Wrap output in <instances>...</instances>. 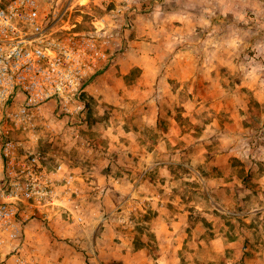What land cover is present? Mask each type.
Returning a JSON list of instances; mask_svg holds the SVG:
<instances>
[{
    "label": "crops",
    "instance_id": "1",
    "mask_svg": "<svg viewBox=\"0 0 264 264\" xmlns=\"http://www.w3.org/2000/svg\"><path fill=\"white\" fill-rule=\"evenodd\" d=\"M169 5L173 11L137 20L126 52L89 87L104 112L134 99L137 123L127 127L123 108L117 128L93 121L113 142L86 164L81 194L32 218L18 250L0 247V264H264V128L257 135L249 126L245 93L264 103V38L252 56L264 0ZM252 65L262 73L251 75ZM205 113L212 120L198 132L191 124ZM147 124L156 133L151 142L143 137ZM191 175L203 190H186ZM206 198L218 210L234 207V228L206 223L211 209L199 201ZM144 213L160 247L155 255L140 227L127 222Z\"/></svg>",
    "mask_w": 264,
    "mask_h": 264
},
{
    "label": "built area",
    "instance_id": "2",
    "mask_svg": "<svg viewBox=\"0 0 264 264\" xmlns=\"http://www.w3.org/2000/svg\"><path fill=\"white\" fill-rule=\"evenodd\" d=\"M166 1L112 0L122 40L112 49L106 17L86 31L70 23L81 0H0V247L18 250L32 218L81 194V175L60 160L49 168L38 144L54 120L85 122V92L125 52L127 27Z\"/></svg>",
    "mask_w": 264,
    "mask_h": 264
},
{
    "label": "rangeland",
    "instance_id": "3",
    "mask_svg": "<svg viewBox=\"0 0 264 264\" xmlns=\"http://www.w3.org/2000/svg\"><path fill=\"white\" fill-rule=\"evenodd\" d=\"M80 0H78L79 2ZM178 0H167L165 4H163L160 8H158L155 12H153L151 15H136L134 22L132 26L127 27L126 31V39L125 41L126 49L129 47V38L132 36L135 32L136 23L143 19V18H151L155 16L163 15L166 11H173V8L171 5H169L172 2H177ZM261 1V0H259ZM82 2H87L82 4ZM175 5V4H173ZM262 2H260V5L257 8H262ZM115 8L114 3H112V0H81V2L76 3L75 7L73 8V11H70L69 14H71L70 23L77 25L76 29L77 31H86V30H92L96 29V25H99L98 21L102 17H106L108 21V29L109 33L113 35L111 37V48L113 49L117 44L122 43L118 36V30H119V24L117 20L115 19L113 15V9ZM191 8V7H190ZM195 7H192L191 9L194 10ZM180 9V7H178ZM197 10V9H196ZM140 19L139 21H137ZM225 25L229 26L231 25V21L228 22L226 20ZM235 29V28H234ZM230 28L228 27L227 31H229ZM133 32V33H132ZM226 32V30H225ZM132 33V34H131ZM245 33V32H244ZM264 24L262 22H258L255 25V29L252 33L253 39H255V42L253 43L254 51L252 52V56L255 54H259L262 51V45L261 41L262 38H264ZM125 49V52H126ZM122 55V54H121ZM120 55V56H121ZM254 62L257 60H263L262 56L260 57H254ZM116 63V62H115ZM114 63V65H115ZM250 73L251 75L256 74L260 75L262 71L258 66L252 65L250 67ZM106 72L100 74L98 76V79L102 77ZM97 80V79H96ZM90 89L88 88L85 92V99L87 101V111L84 115V123L82 125L77 126L76 128H70V126L65 121H53L52 116L50 115V110L45 109V116L47 119H51L53 121V131L45 134L41 141L39 142V150L44 154L46 158V164L49 165V168H52L57 161H62L64 164L71 166L75 169L73 166L81 165L84 166L81 170H75L73 172H77L78 175H85L87 172L88 167H86V164H88L90 159H96L99 160L105 155L102 154V151L104 152L106 149V146H110V144L113 142L112 135H107L104 133V131L101 130L100 125H94L93 121H98L100 119H104L102 123H104L105 126H109L112 124L117 126L120 125V121H122L121 118H119L121 115H125L127 120V127L134 126L136 122V112H138V108L140 105L138 102L134 101V99L130 100L126 107H120V106H114L111 104H108L109 109L107 112H104V108L101 106L100 103H93L91 101L90 97ZM247 96L250 98V112H251V118L249 126L255 127L258 129L257 135H260V132L262 131V128H264V103L259 102L257 100H254L252 93L248 90L245 91ZM120 108H123L122 114L120 115L119 111ZM212 115L205 113L200 118L198 124H191V127H196L198 132H201L202 127L206 125V123H209L212 119ZM101 122V120L99 121ZM226 123L227 120H222V123ZM96 124V123H95ZM144 137L145 142H151L155 136V130L154 128H151L149 124L146 125V129ZM263 132V131H262ZM256 134V133H255ZM197 135V134H196ZM148 140V141H147ZM256 142H260L259 140H255ZM37 146V147H38ZM210 154H208V157ZM68 169V168H67ZM72 170V169H68ZM90 170V169H88ZM215 170L212 172H208L207 175L214 174ZM190 178V181L184 184L186 185V190L188 192H194L198 189L203 190L204 186L199 181L194 179V176H188ZM84 178V177H82ZM85 182V181H84ZM83 182V183H84ZM214 186V185H210ZM177 189V187H175ZM218 191V190H217ZM216 193V192H211ZM207 195V194H206ZM194 194L191 193V203H198V198L194 196ZM201 204L206 205L209 210V214L206 217V223L210 225H215L217 230L219 227L232 229L234 228V207H226L224 204L222 205L225 210H218L215 207V204H213V200H210V198H206V200L201 199L199 200ZM230 205V204H229ZM232 206V205H231ZM221 207V206H220ZM145 214V213H144ZM196 217V216H195ZM150 215L145 214V216H138L133 214V217H130L127 222L132 226H138L140 227L141 234H143L146 238L145 241L149 242V245L147 248L149 250V255H155L157 253V250L160 249L159 246H157V241H154L152 239L153 233L148 230L146 222L149 221ZM123 222V221H122ZM142 228V229H141ZM229 233V232H228ZM229 235L232 237V235L229 233ZM208 261V259H206ZM204 262L205 264H217L214 261H208L209 263Z\"/></svg>",
    "mask_w": 264,
    "mask_h": 264
}]
</instances>
